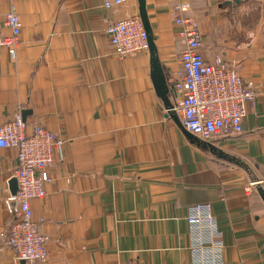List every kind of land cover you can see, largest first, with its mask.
<instances>
[{"label":"crops","instance_id":"1","mask_svg":"<svg viewBox=\"0 0 264 264\" xmlns=\"http://www.w3.org/2000/svg\"><path fill=\"white\" fill-rule=\"evenodd\" d=\"M0 0V27L20 18L15 56L0 47V125L19 109L63 145L46 196L32 200L46 237L40 264H190L187 209L209 204L224 264H264V0H144L171 104L183 49L171 8L188 7L202 58L219 55L255 91L240 134L198 144L153 88L149 53L118 58L107 26L139 16L138 0ZM174 117L176 118L174 120ZM15 151L0 149V264H23L1 235ZM42 220V222H40Z\"/></svg>","mask_w":264,"mask_h":264},{"label":"built area","instance_id":"2","mask_svg":"<svg viewBox=\"0 0 264 264\" xmlns=\"http://www.w3.org/2000/svg\"><path fill=\"white\" fill-rule=\"evenodd\" d=\"M122 3L123 0L105 1L102 7L109 10ZM170 11L183 44L176 78L171 84L175 97L170 110L178 114L183 129L200 142L210 144L215 137L240 134L247 104L253 103L255 91L219 55H214L210 62L202 58V31L188 14L187 6L177 4ZM3 26L9 34H4L0 27V47L7 48L14 57L21 22L13 9L4 14ZM106 29L116 57L148 52L147 35L139 16L114 20ZM29 128L27 131L20 109L0 125V149L14 150L17 161L12 175L17 183L16 195L5 197L7 205L9 201L15 203L14 219L1 237L19 262L40 264L48 257L47 240L33 222L30 202L46 196L48 167L53 163V153L63 143L45 127L33 124ZM185 220L190 237V264H224L221 235L211 206L202 203L188 207Z\"/></svg>","mask_w":264,"mask_h":264},{"label":"water","instance_id":"3","mask_svg":"<svg viewBox=\"0 0 264 264\" xmlns=\"http://www.w3.org/2000/svg\"><path fill=\"white\" fill-rule=\"evenodd\" d=\"M138 11H139V18L141 20L142 26L144 27L145 33L147 35L148 53H149V60H150V76H151V80L153 83V88L157 96L161 100L163 107H165L167 111L169 112V110L172 108L170 106V99L168 97L170 90L168 89L166 85L165 75L162 72L161 65L156 56V49H155V44L153 43V39H152L151 28L149 27L147 14L144 9V0H138ZM26 114H27L26 112H22L23 117ZM175 119L176 118L174 117V120ZM179 124L180 123H178V125ZM183 132L185 135H187V137H189V139H191V141H195L196 143L198 142V144H202L204 146L205 143L200 142L198 139L193 138L184 129H183ZM8 190L11 196L16 195L17 183L15 179H11L8 182ZM14 205H15L14 201L8 202V207L12 213H14Z\"/></svg>","mask_w":264,"mask_h":264},{"label":"rangeland","instance_id":"4","mask_svg":"<svg viewBox=\"0 0 264 264\" xmlns=\"http://www.w3.org/2000/svg\"><path fill=\"white\" fill-rule=\"evenodd\" d=\"M196 19V18H195ZM196 21L198 22V20L196 19ZM170 106H172V104H171V100H170Z\"/></svg>","mask_w":264,"mask_h":264}]
</instances>
